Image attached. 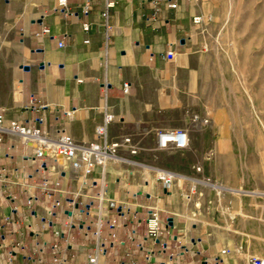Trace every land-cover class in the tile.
Here are the masks:
<instances>
[{
    "label": "crops",
    "instance_id": "0c3cea01",
    "mask_svg": "<svg viewBox=\"0 0 264 264\" xmlns=\"http://www.w3.org/2000/svg\"><path fill=\"white\" fill-rule=\"evenodd\" d=\"M68 1L74 14L65 16L55 10L57 0H0V264L10 258L11 264H52L55 244L69 264H89L95 255L98 264H250L246 248L205 232L195 219L182 177L189 167L173 171L178 176L170 188L155 177L158 155L172 150L158 147L157 132L185 128L193 148L194 132L202 129L190 120L188 74L181 71L197 28L195 1L114 0L108 28L105 0ZM44 27L50 33H42ZM124 82L130 83L127 93ZM106 111L114 115L109 137L131 136L137 152L123 148L120 160L89 175L65 159L37 157L33 142L8 131L17 121L40 127L49 138L68 134L85 144L97 139L95 127ZM198 180H190L193 190L204 184ZM150 206L173 220L167 251L146 237Z\"/></svg>",
    "mask_w": 264,
    "mask_h": 264
},
{
    "label": "rangeland",
    "instance_id": "374dc122",
    "mask_svg": "<svg viewBox=\"0 0 264 264\" xmlns=\"http://www.w3.org/2000/svg\"><path fill=\"white\" fill-rule=\"evenodd\" d=\"M194 1L201 22L181 71L190 120L202 129L193 148L189 134L188 153L171 148L156 162L171 171L189 167L182 177L205 232L264 257V0ZM193 178L204 184L193 190Z\"/></svg>",
    "mask_w": 264,
    "mask_h": 264
},
{
    "label": "built area",
    "instance_id": "2783aa9c",
    "mask_svg": "<svg viewBox=\"0 0 264 264\" xmlns=\"http://www.w3.org/2000/svg\"><path fill=\"white\" fill-rule=\"evenodd\" d=\"M114 0L104 1V10L102 12L103 24L106 28L109 27V11L114 7ZM170 7L176 8V2H170ZM55 10L61 12L65 16L74 14L69 9L68 0H57ZM92 7L90 4H86L83 9L85 15H90ZM193 22L198 24L201 22V16L197 15L193 18ZM83 29L85 32L90 30V23H83ZM42 33H50L49 27H44ZM90 40L86 39L88 43ZM62 45V43H60ZM173 51H167L166 57H172ZM130 83H123V90L127 93L129 91ZM108 85H105L107 91ZM106 94L104 98H106ZM43 121L42 118L37 119L38 123ZM114 121V115L108 111L105 112L103 121L96 125L95 133L97 139L85 143L79 144L68 134H62L55 139L49 138L45 135L44 131L40 127H29L20 124L17 121H12L8 128V131L20 135L25 142H33L36 145V156L43 157L45 155L54 158H62L67 160L71 167L75 171H81L85 175L92 173L97 167L104 168L110 161L120 160V152L123 148H129L132 153H136L137 149L133 147V139L131 136H125L122 139H111L109 137L108 129L111 123ZM4 122V115L0 110V125ZM158 147L161 149H187L190 145V135L187 130L183 128H175L170 130H159L157 132ZM177 174L171 170L157 168L155 170V177L158 181H161L167 188H170L176 178ZM99 199L103 201V194H99ZM60 205V201L56 202ZM110 207H115L114 201H109ZM116 220L112 225H116ZM146 225V237L150 239L155 245H159L161 251H167L169 243L167 241L168 236L172 235L174 224L172 219L163 220L160 216V211L155 206H150L145 218ZM135 231H132V235H135ZM115 238V234L112 235ZM137 247H142L141 242L136 243ZM54 258L52 264H69L66 261L65 254L62 252L58 244L53 246ZM154 257V250H151L150 255L147 257V262L151 263ZM12 259H9L11 264ZM89 264H98L97 256H91L89 258ZM250 264H264V257L251 256Z\"/></svg>",
    "mask_w": 264,
    "mask_h": 264
},
{
    "label": "bare ground",
    "instance_id": "6f19581e",
    "mask_svg": "<svg viewBox=\"0 0 264 264\" xmlns=\"http://www.w3.org/2000/svg\"><path fill=\"white\" fill-rule=\"evenodd\" d=\"M199 181V180H198ZM201 183V182H200ZM218 190V189H217Z\"/></svg>",
    "mask_w": 264,
    "mask_h": 264
}]
</instances>
